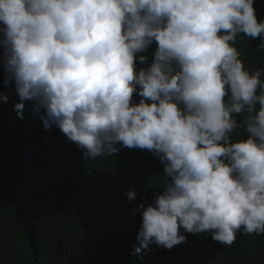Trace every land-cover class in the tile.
<instances>
[{"label":"clouds","instance_id":"9594fccd","mask_svg":"<svg viewBox=\"0 0 264 264\" xmlns=\"http://www.w3.org/2000/svg\"><path fill=\"white\" fill-rule=\"evenodd\" d=\"M253 2L0 0L4 84L15 85L18 117L34 101L45 128L86 159L120 144L164 165L163 191L137 208L144 250L185 243L181 228L229 246L241 229L264 233V70H246L233 46L244 33L264 49ZM153 41V62L137 72L136 54ZM241 127L246 137L234 139Z\"/></svg>","mask_w":264,"mask_h":264},{"label":"trees","instance_id":"16d2710c","mask_svg":"<svg viewBox=\"0 0 264 264\" xmlns=\"http://www.w3.org/2000/svg\"><path fill=\"white\" fill-rule=\"evenodd\" d=\"M253 7L257 22L264 21V0H254ZM260 43L261 37L244 33L234 42L250 73L264 70ZM157 47L153 41L136 54L137 72L150 67ZM3 51L0 46V95L7 96L0 99V264H264V233L243 229L230 246L211 232L181 228L185 243L140 248L137 208L153 204L163 191L164 165L147 149L120 144L114 145L118 153L86 159L58 127L45 128L44 109L34 101L24 102L19 118L15 85L4 84ZM141 98L133 93L132 103ZM236 119L241 123V116ZM240 132L234 139L246 137L242 127ZM129 191L136 193L132 200Z\"/></svg>","mask_w":264,"mask_h":264}]
</instances>
